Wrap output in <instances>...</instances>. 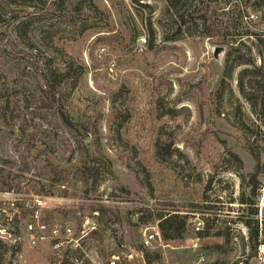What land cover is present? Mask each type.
Returning a JSON list of instances; mask_svg holds the SVG:
<instances>
[{"label":"rangeland","instance_id":"1","mask_svg":"<svg viewBox=\"0 0 264 264\" xmlns=\"http://www.w3.org/2000/svg\"><path fill=\"white\" fill-rule=\"evenodd\" d=\"M212 1L0 0L1 264H259L240 198L257 156L264 175V122L240 74L264 69V0ZM194 11L214 14L224 44L198 20L180 31ZM38 199L40 220L71 226L80 250L28 244ZM173 214L183 238L145 247L143 231Z\"/></svg>","mask_w":264,"mask_h":264},{"label":"trees","instance_id":"2","mask_svg":"<svg viewBox=\"0 0 264 264\" xmlns=\"http://www.w3.org/2000/svg\"><path fill=\"white\" fill-rule=\"evenodd\" d=\"M184 0H176V2L171 3L172 8L178 9L182 2ZM16 0H10V4H15ZM200 3H204L205 0H199ZM211 3L214 1L210 0ZM179 14V13H178ZM181 24H180V31L182 28V25H186L188 22L192 21H200L202 22V25L204 27V36H207L210 39H214L215 42L219 44H224V34L221 31L220 25L213 20L214 19V14L213 13H207L206 15H198V13H191V15H188L187 13H182L179 14L178 16ZM188 18V19H187ZM197 26V24H194ZM234 47H231V50H233ZM237 64L244 65V64H250L253 65V62H237ZM250 77L249 81L247 84H245V79ZM224 82L222 81L219 89L214 93L217 96L223 95L225 88H224ZM249 88L253 90L251 94H247L245 92V88ZM240 89L241 92L244 94L246 99L250 102L251 106L254 108L255 112L258 111V109L261 110V114L263 115L261 117L260 114H258V117L263 120L264 122V69L262 68H254V69H249L245 68L244 70L241 71L240 74ZM62 120L65 122V124H72L70 121L67 119L66 115L62 114ZM264 124V123H263ZM168 154L171 156L173 153L171 152V148L168 147ZM91 153H88V156L90 158ZM158 157L162 156L161 150L158 148V152L156 153ZM233 158L238 161L240 164V168H242V161L239 159V157L234 156ZM257 161V166L255 169V172L251 174L248 177H243V182L246 183V187L248 188V197H245V194H243L240 198V204L242 206H248V208L251 209L250 216L252 219L250 220H245L244 224L247 226L249 229V241L251 243V250L256 253L258 252V247L261 246L264 241L260 239V236L262 235L264 237V222L260 223L259 220L257 219L259 215V207H258V201L257 198L259 197L260 189L264 185V175L262 168L260 166V161H259V156L256 157ZM206 211H213L216 212L218 209L217 207H204ZM179 217L178 215H167V216H160L159 217V229L160 233L162 236V239L165 241H174V240H179L182 239L184 236L185 232V223L182 222L179 225ZM262 225V226H261ZM218 236H221L220 233H214ZM196 235L198 238H210L213 236V233L211 229L208 227L205 230H199L196 232ZM1 244L0 242V250H1ZM220 247H216V249H219ZM152 262V258L147 256V264H150ZM1 264V263H0ZM238 264V263H237Z\"/></svg>","mask_w":264,"mask_h":264},{"label":"built area","instance_id":"3","mask_svg":"<svg viewBox=\"0 0 264 264\" xmlns=\"http://www.w3.org/2000/svg\"><path fill=\"white\" fill-rule=\"evenodd\" d=\"M146 44V41H144ZM144 44L139 45V52L144 50ZM260 201L262 205L264 204V185L260 189ZM43 206V202L38 199L36 200V211L33 214V220L26 226V238L28 244L31 247H40L42 245L48 244L52 248L54 255L57 257H61L62 249L67 246L70 250L78 251L81 248V237H76L74 230L71 226L67 225L66 227H59V226H51L46 224L40 220V207ZM198 229L197 231H199ZM6 232V231H5ZM143 244L147 248H151L153 244H157L159 247L166 249L170 248V245L167 242H164L162 239L161 233L159 230L154 229L153 231L146 229L143 231ZM264 241V237L261 235L260 239ZM0 242H2V238H0ZM17 242V238L15 239ZM196 247V246H194ZM259 253L257 254V261L259 264H264V243L259 247ZM142 258L144 255L142 253ZM131 260L132 256L126 257ZM120 257L113 256L112 259L109 261L108 264H119ZM70 264H85L84 259L82 258H73ZM153 264H166L163 260H156Z\"/></svg>","mask_w":264,"mask_h":264},{"label":"water","instance_id":"4","mask_svg":"<svg viewBox=\"0 0 264 264\" xmlns=\"http://www.w3.org/2000/svg\"><path fill=\"white\" fill-rule=\"evenodd\" d=\"M226 50H227L226 47H218V46L214 47L213 49L214 61L220 73L224 72L223 62H224V56Z\"/></svg>","mask_w":264,"mask_h":264}]
</instances>
